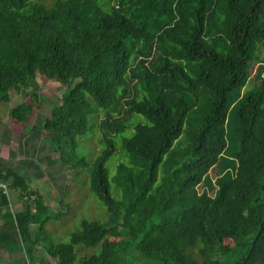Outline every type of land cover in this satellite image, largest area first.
<instances>
[{
  "label": "trees",
  "instance_id": "trees-1",
  "mask_svg": "<svg viewBox=\"0 0 264 264\" xmlns=\"http://www.w3.org/2000/svg\"><path fill=\"white\" fill-rule=\"evenodd\" d=\"M262 46L264 0H0V101L29 90L33 102L12 109L26 123L45 102L39 76L65 85L40 127L42 142L73 168L87 165L78 138L104 111L90 189L112 214L82 220L69 241L49 240L46 223L58 215L44 192L0 161V243L12 229L30 260L42 245L56 264L99 244L81 264H141L137 254L145 264H264V63L255 67ZM251 77L238 108L234 178L215 196L199 192L228 147L232 92ZM124 108L149 121L129 137L131 126L115 117ZM184 130L190 145L164 160ZM121 134L131 159L114 176L118 199L106 162ZM7 186L26 208L12 210Z\"/></svg>",
  "mask_w": 264,
  "mask_h": 264
},
{
  "label": "rangeland",
  "instance_id": "rangeland-1",
  "mask_svg": "<svg viewBox=\"0 0 264 264\" xmlns=\"http://www.w3.org/2000/svg\"><path fill=\"white\" fill-rule=\"evenodd\" d=\"M42 1V0H40ZM50 3L52 0H45ZM259 63H264V46L259 50ZM264 73V72H263ZM38 87L41 94L45 96L42 107L34 108L30 119L26 123H20L12 117V109L22 102H33L29 90L10 91V101H0V161L4 167H12L16 171L24 174L32 187H40L44 192L46 201L51 207L53 216L46 223V234L49 240L56 243L69 241L71 234L81 229L82 220L109 221L112 214L109 212L105 203L96 197L90 189L91 168L102 148L100 141L102 131L100 123L105 119L104 111L94 119L92 131L89 130L85 135L78 138L76 153L78 156H85L87 165L73 168L71 164L63 163L59 153L50 150L42 139L46 134L40 127L41 121L48 115L53 106L60 102L61 96L66 86L55 80H45L38 77ZM254 78L251 77L247 84L234 90L229 99V112L227 119L228 147L225 149L220 163L215 166L203 185L198 187L199 192H208L215 196L219 188L234 178L236 167L239 160L241 148V122L238 114L240 101L253 88ZM37 87V88H38ZM115 117L129 124L126 130L127 137L134 132V125L137 122L149 123L148 119L141 114L130 115L127 109ZM186 129V127H185ZM116 150L106 162L109 171L111 193L114 197L121 198V190L114 181L117 167L120 162L129 164L130 156L124 148L123 135L116 137ZM190 145L186 130L174 142L172 149L165 155L164 160L170 155L173 149L185 150ZM164 163L159 169V179H162ZM13 211L26 208L27 201L19 197L16 190L9 186L6 188ZM62 200L64 203H62ZM3 221H0V224ZM37 225H32V230L36 231ZM11 238L6 242L0 243V264H43L47 260L50 264H56V260L51 259L46 254L43 246L35 250L34 261L30 260L26 254L23 243L19 242L12 229H8ZM228 243L232 241L228 240ZM101 245L96 247L82 248L77 247L78 256L72 264H81L84 256L100 250ZM139 262L145 264L144 260L137 254Z\"/></svg>",
  "mask_w": 264,
  "mask_h": 264
},
{
  "label": "built area",
  "instance_id": "built-area-1",
  "mask_svg": "<svg viewBox=\"0 0 264 264\" xmlns=\"http://www.w3.org/2000/svg\"><path fill=\"white\" fill-rule=\"evenodd\" d=\"M3 186H6L5 184H2Z\"/></svg>",
  "mask_w": 264,
  "mask_h": 264
}]
</instances>
